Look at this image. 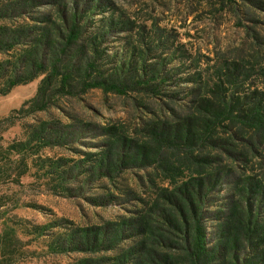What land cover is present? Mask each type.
Wrapping results in <instances>:
<instances>
[{"label":"trees","instance_id":"16d2710c","mask_svg":"<svg viewBox=\"0 0 264 264\" xmlns=\"http://www.w3.org/2000/svg\"><path fill=\"white\" fill-rule=\"evenodd\" d=\"M91 4L63 11L67 31H33L34 25L28 22L32 7L28 0H0V93L44 75L33 98L0 118V210L22 205L21 199L8 192L14 194L25 187L22 177L30 173V158L42 163L37 180L54 189L73 190L64 183L68 173L63 160L42 159V150L65 147L85 137L83 130L61 120L35 118V123H24L25 139L9 142L5 133L17 122L48 112L60 97L77 96L92 88L117 94L145 90L160 97L161 85L170 80L161 77L156 61H142L144 76L135 79L126 76L137 68L130 60L121 62L118 69L108 67V55L102 50L108 31L81 30L82 20L104 8L102 0H91ZM260 6L256 5L264 11ZM11 16L16 18L13 30L3 23ZM114 24L111 21L107 29ZM262 32L255 33L257 44L249 46L251 54L221 59L212 71L202 69L180 79L193 84L179 105L185 114L158 119L140 142L122 139L120 148L113 151L102 145L106 151L99 152L95 165L83 167V176L91 178L98 172L99 180L112 178L113 172L123 173L132 165L147 164L151 158L157 162L167 151L184 156L190 164L185 169L189 174L179 180L170 177L174 188L161 196L163 204L150 212L155 218L146 210L133 217H119L111 228L104 223L92 230H73L53 243L56 248L87 254L116 250L107 257L110 264H264V184L249 181L232 195L224 211L210 213L207 206L218 183L234 173L222 155L225 147L219 140L223 130L233 125L254 135L264 132ZM149 141L158 147L154 155ZM121 240L131 241L127 249L118 246Z\"/></svg>","mask_w":264,"mask_h":264},{"label":"rangeland","instance_id":"374dc122","mask_svg":"<svg viewBox=\"0 0 264 264\" xmlns=\"http://www.w3.org/2000/svg\"><path fill=\"white\" fill-rule=\"evenodd\" d=\"M247 1L251 4L245 0H102L103 10L80 22L82 31H108L102 47L108 55V67L118 69L121 62L130 60L137 68L125 75L135 79L144 76L140 69L142 61L150 64L156 61L161 77L168 76L170 80L161 85L160 97L145 90L117 94L102 88L60 97L48 112L22 119L5 133L9 142L23 140L24 123H35L37 118L61 120L83 130L85 137L65 147L42 150V159L63 160L68 173L64 183L73 190L44 185L43 180H37L43 171L41 161H36V157L28 160L30 173L22 177L25 187L16 189L14 194L8 192L21 199L22 205L0 210V264L111 263L107 257L115 255L116 250L93 254L68 252L53 243L73 230H92L104 223L110 227L119 217H133L146 210L149 214L154 212L163 204L161 196L174 188L170 177L182 179L189 174L185 169L190 164L184 156L167 151L157 162L151 158L147 164L132 165L123 173L113 172L112 178L98 180V172L91 178L83 176V167L86 163L95 165L101 157L99 152L106 151L102 145L113 151L120 148L122 139L140 142L158 119L185 114L179 105L193 84L180 79L202 69L212 71L221 59L251 54L249 46L257 44L255 33L263 31L264 39V11L256 7H264V0ZM28 3L32 6L28 22L34 25L33 31H67L63 11L92 5L91 0H28ZM15 19L11 16L3 23L13 30ZM111 21L115 24L109 30L107 25ZM43 77L0 93V118L33 98ZM221 134L223 139L219 143L226 154L222 155L234 173L210 193L212 201L207 204L210 213L224 211L232 195L247 187L249 181L264 184V132L254 135L231 125ZM148 146L153 155L157 153L154 143L149 141ZM150 217L155 218L153 214ZM207 226L212 233L211 223L207 222ZM101 239L109 241L102 236ZM130 242L121 240L118 246L127 249Z\"/></svg>","mask_w":264,"mask_h":264}]
</instances>
